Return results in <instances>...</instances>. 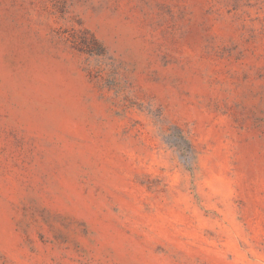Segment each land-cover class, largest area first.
Returning a JSON list of instances; mask_svg holds the SVG:
<instances>
[{
    "label": "rangeland",
    "instance_id": "374dc122",
    "mask_svg": "<svg viewBox=\"0 0 264 264\" xmlns=\"http://www.w3.org/2000/svg\"><path fill=\"white\" fill-rule=\"evenodd\" d=\"M0 264H264V0H0Z\"/></svg>",
    "mask_w": 264,
    "mask_h": 264
}]
</instances>
